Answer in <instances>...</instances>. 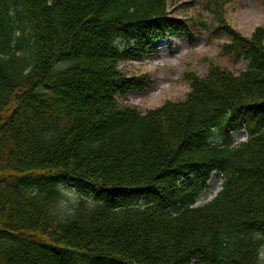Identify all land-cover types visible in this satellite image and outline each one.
I'll return each mask as SVG.
<instances>
[{
  "label": "trees",
  "instance_id": "trees-1",
  "mask_svg": "<svg viewBox=\"0 0 264 264\" xmlns=\"http://www.w3.org/2000/svg\"><path fill=\"white\" fill-rule=\"evenodd\" d=\"M165 5L0 0V264H264V36L217 20L243 71L186 75L184 101L145 113L119 107L143 78L121 62L192 38ZM214 171L222 189L196 206ZM68 186L79 198L62 211Z\"/></svg>",
  "mask_w": 264,
  "mask_h": 264
},
{
  "label": "rangeland",
  "instance_id": "rangeland-1",
  "mask_svg": "<svg viewBox=\"0 0 264 264\" xmlns=\"http://www.w3.org/2000/svg\"><path fill=\"white\" fill-rule=\"evenodd\" d=\"M165 9L170 17L193 22L192 38L184 34L166 37L154 43V50L148 55L121 62L118 70L123 75L143 78L141 90L116 96L119 107H130L145 113L166 102L184 101L190 92V81H187L186 75L204 78L213 67L235 75L243 71L246 61L223 54L221 48L228 39L217 33V20L241 38L252 40L255 34L264 36V0H166ZM246 135L245 129L234 132L232 145L244 141ZM220 185L218 174L212 173L207 190L200 194L196 204L199 206L212 199L220 190ZM62 193L64 198L60 209L67 211L79 195L74 186H68ZM260 257L264 260V248Z\"/></svg>",
  "mask_w": 264,
  "mask_h": 264
}]
</instances>
